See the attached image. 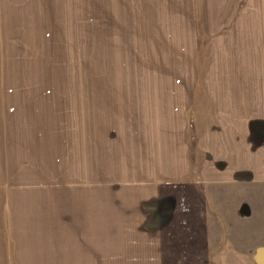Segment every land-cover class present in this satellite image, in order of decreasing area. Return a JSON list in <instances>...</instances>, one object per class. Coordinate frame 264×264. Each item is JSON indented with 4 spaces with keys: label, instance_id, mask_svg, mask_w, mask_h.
<instances>
[{
    "label": "rangeland",
    "instance_id": "rangeland-1",
    "mask_svg": "<svg viewBox=\"0 0 264 264\" xmlns=\"http://www.w3.org/2000/svg\"><path fill=\"white\" fill-rule=\"evenodd\" d=\"M263 50L264 0H0V264H57L61 190L115 151L128 169L166 128L224 127L225 90L253 95L242 125L264 147Z\"/></svg>",
    "mask_w": 264,
    "mask_h": 264
},
{
    "label": "crops",
    "instance_id": "crops-1",
    "mask_svg": "<svg viewBox=\"0 0 264 264\" xmlns=\"http://www.w3.org/2000/svg\"><path fill=\"white\" fill-rule=\"evenodd\" d=\"M257 59L237 64L258 69ZM234 92L217 97L232 103L224 105L231 111L228 126L204 121L195 136L186 126L166 128L153 148L133 153L128 169L124 151L105 155L100 176L97 160L89 158L90 187L60 192L57 264L252 262L264 249V147L251 141L250 124L242 125L253 95ZM239 94L244 104L236 101ZM166 199L182 203L170 223ZM188 225L198 233L196 249L187 247Z\"/></svg>",
    "mask_w": 264,
    "mask_h": 264
},
{
    "label": "trees",
    "instance_id": "trees-1",
    "mask_svg": "<svg viewBox=\"0 0 264 264\" xmlns=\"http://www.w3.org/2000/svg\"><path fill=\"white\" fill-rule=\"evenodd\" d=\"M253 128V126H252ZM255 131V134H256V130L253 129ZM256 256H258V258L262 259L264 261V249H261V250H258L257 253H256Z\"/></svg>",
    "mask_w": 264,
    "mask_h": 264
}]
</instances>
